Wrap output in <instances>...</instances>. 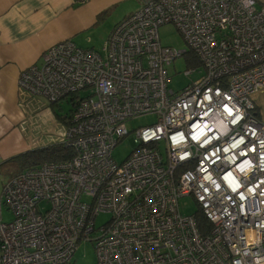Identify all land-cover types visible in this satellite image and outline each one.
I'll return each instance as SVG.
<instances>
[{"label": "built area", "instance_id": "built-area-1", "mask_svg": "<svg viewBox=\"0 0 264 264\" xmlns=\"http://www.w3.org/2000/svg\"><path fill=\"white\" fill-rule=\"evenodd\" d=\"M164 24L188 50L161 43ZM185 53L204 74L175 92L166 66ZM17 85L49 103L73 96L61 140L73 154L4 182L0 264H69L82 241L94 242L96 264H264L257 0H143L100 51L56 42L20 70ZM149 113L156 122L137 128L135 148L116 162L126 121ZM183 196L207 218L205 232L194 212L180 213ZM100 212L109 218L96 226Z\"/></svg>", "mask_w": 264, "mask_h": 264}, {"label": "crops", "instance_id": "crops-1", "mask_svg": "<svg viewBox=\"0 0 264 264\" xmlns=\"http://www.w3.org/2000/svg\"><path fill=\"white\" fill-rule=\"evenodd\" d=\"M142 2L0 0V161L61 143L67 126L45 98L19 89L20 70L39 63L48 46L65 39L88 38V48L101 50L113 26ZM257 5L264 6V0H257ZM96 32L103 34L99 42L93 39ZM252 100L258 119L264 122V88ZM30 110H35L33 115Z\"/></svg>", "mask_w": 264, "mask_h": 264}, {"label": "rangeland", "instance_id": "rangeland-1", "mask_svg": "<svg viewBox=\"0 0 264 264\" xmlns=\"http://www.w3.org/2000/svg\"><path fill=\"white\" fill-rule=\"evenodd\" d=\"M102 32H96L94 40L101 39ZM158 35L163 45L172 46L176 50H188L187 46L176 28L172 24H164L158 28ZM73 42L80 47L90 46L88 38L84 40H73ZM96 50L100 51L98 47ZM193 57L188 54H182L166 66L168 76V87L175 92H179L187 84L196 81L203 74L204 71L201 66L195 65ZM196 69L190 73L186 71ZM32 96V95H31ZM72 95H68L56 103H51L53 109L61 114L66 115L70 112ZM41 98V97H40ZM35 110H30V115L34 114ZM157 117L155 114H143L131 118L126 121L125 125L128 133L122 137L112 149V156L118 163L122 162L135 148L133 141L135 130L139 127L151 125L156 122ZM163 152V149H162ZM18 158L15 156L10 157L5 161H0V195L4 182L10 178L18 170ZM46 205L41 204L40 208H44ZM197 209V205L190 196H183L179 199V211L181 214H192ZM12 213L9 212L4 205H2L1 218L4 221L11 219ZM109 218V214L106 212H100L95 216L94 223L96 226L103 224ZM69 264H96L95 245L93 241H82L77 244V248L72 256Z\"/></svg>", "mask_w": 264, "mask_h": 264}, {"label": "trees", "instance_id": "trees-1", "mask_svg": "<svg viewBox=\"0 0 264 264\" xmlns=\"http://www.w3.org/2000/svg\"><path fill=\"white\" fill-rule=\"evenodd\" d=\"M193 60L195 61L194 58ZM55 113L66 125H68V116L61 115L56 111ZM72 154V150L68 147H65L62 143H56L43 148L25 151L23 153L15 155V157L18 158L19 167L16 173H14L12 176L20 173L26 168L41 164L43 162L67 159L71 157ZM194 216L200 231L202 233L205 232V229L208 227L209 224L207 218L200 212L199 208L194 211Z\"/></svg>", "mask_w": 264, "mask_h": 264}]
</instances>
